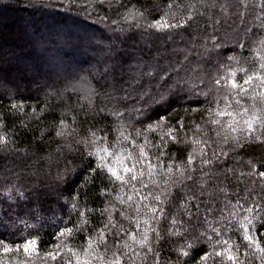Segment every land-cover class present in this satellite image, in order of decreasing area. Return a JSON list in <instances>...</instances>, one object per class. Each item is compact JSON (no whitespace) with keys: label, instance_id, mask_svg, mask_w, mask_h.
Wrapping results in <instances>:
<instances>
[{"label":"trees","instance_id":"1","mask_svg":"<svg viewBox=\"0 0 264 264\" xmlns=\"http://www.w3.org/2000/svg\"><path fill=\"white\" fill-rule=\"evenodd\" d=\"M30 2L33 7L23 8L17 6V0H0V3L8 5V7H0V30L4 31V34L0 31V77L8 82V87L18 86L15 99L23 100L26 105L23 113L7 117L6 123L8 128L12 129L11 134L16 140V151L0 159V185L18 183L29 190L39 187L46 194L41 198L43 208L37 213L38 218L30 219L24 216L28 224L33 226L27 231L40 238L39 255L32 257L34 264H45L44 253L52 250V246L57 243L58 230L70 219L73 223L81 222L83 218L79 217L77 212L85 208L95 211L88 213L87 229L71 242L73 247H80L84 242L85 234L108 223L107 214H102V210L111 203L116 204V211L112 212V215L118 226L135 230L138 236L143 232L146 213L144 205L154 202L152 197L147 201H139L141 210L137 215L134 205L130 207L127 202L121 205L116 200L117 194H120L127 201L130 188L121 189L120 182L117 181L111 185L114 191L102 193V189L107 186L106 180L97 177L92 182L85 183V177L90 175L88 168L95 166V160L86 155L83 145L73 141L78 140L79 135H85V129L94 121L90 115L86 117L84 111H79L80 104L84 102L78 101L77 97L83 93H74L70 87L67 91H63L65 83L78 75L95 73L97 79L104 83L101 74L105 65L123 74L126 79L129 66H134L139 61L152 64L159 62L161 68L171 66L169 71L171 80L167 76L162 79L157 76L142 81L146 90H151L155 102L147 99L145 102H140V98L135 93L125 101V106L129 110L133 108L143 110L142 115L131 113L136 120L143 121V123H135L134 120L136 128H143L148 123L164 118L161 129L147 134L149 141L159 145L158 148L148 147V151L152 154L151 162L156 163L155 156L159 152L165 153L161 157L165 163L157 169L161 175L153 179L161 181L168 178L163 175L168 160L180 164L187 161L189 153L195 156L190 166L195 169L194 173H190L193 175V180L176 186L160 184V188L168 187L170 193L169 200L162 205L166 216L161 218L160 212L155 213L156 219L152 220L150 226L159 227L161 236L164 237L158 246L162 264H195V260L199 259L200 249L210 251L209 245L214 244L216 239L229 240L232 244L239 243L241 260H247L249 264H260L252 255L254 249L247 256L243 255L244 245L247 242L242 240V231L239 235L233 234L236 221L229 217L228 213L232 210L231 204H235L237 199L241 200L243 207L253 206V201L264 203L261 198V194L264 193L262 178L249 175L252 169L248 164L250 159L253 163L264 160V145L251 143L241 151L235 146L231 136L228 143H223V135L216 136V131H220L219 126L205 124L201 119L205 115L203 110L207 107L206 99L211 100L216 95L215 91L213 90L212 94L205 98L196 91L189 90V85H181L171 90L169 85L177 79V72L183 77L184 69L199 62L204 72L208 74L206 78L203 73L199 74L201 78H205V84L208 85V87L201 86L199 91H208L211 87V79L216 77L217 62L229 64L226 60L228 56H235L240 60L241 65H244V58L257 59L254 56V52L258 50L256 42L264 37V7L261 5V0H172L171 9L167 7L169 0H104L103 4L98 2L86 11L68 6L67 0H44L45 4L50 5L48 7L41 6L40 0H30ZM132 6L146 8L149 22L165 11L176 13V19L182 16L186 19V14L192 13L194 19L191 21V27L163 32L146 27L136 28L122 19L125 9ZM29 18L32 20L29 21ZM25 22L29 23L25 24ZM141 23L143 24L144 21ZM245 29L252 31L248 34L247 47L240 48L237 41L245 38ZM212 35H215L222 45L220 48L212 47L213 41L210 39ZM249 49L252 51L250 52ZM205 50L209 53L208 57L204 56ZM185 55L189 57L187 63L183 61ZM209 58L211 64L208 63ZM178 60L183 64V68H177ZM230 66L237 67L235 63H231ZM57 69H59L58 76L54 74ZM97 69L100 71L97 72ZM111 78L109 72L108 81H111ZM192 82L198 83V81L189 83ZM48 86H51V91H59V94L46 95L50 93ZM221 91L223 92L224 89ZM161 94L165 96L164 100L160 99ZM119 95L123 97L124 92H120ZM45 101L49 110L40 113V108L36 105L44 106ZM248 102L251 103L250 100ZM0 103H2L0 112L6 113L9 105L8 94H5ZM28 105L36 107L38 118L32 117V107ZM65 105L72 108V112L68 114L69 120L71 115L79 111L78 124L73 126L78 129L79 135L70 136L67 141L55 137V133L49 127L53 121L59 120ZM193 108H199L201 111L192 113ZM127 115L126 113L125 119ZM181 117L184 118V129L179 135L181 141L187 142L176 143L165 136V142L160 143L162 134L167 133L169 127H177V121ZM20 121H24L27 127L21 128ZM97 121L102 125L109 123L114 125L115 118L109 116L107 120H101L97 117ZM196 124H201L202 130H197ZM45 129L47 131H42ZM126 130L133 132L132 127L126 126ZM194 139L210 142L194 145L192 143ZM138 140L143 142V137ZM66 143L72 144L71 150L64 146ZM58 145H60L59 150ZM201 147L204 148L203 155L200 152ZM193 148H196L195 152ZM41 157L45 159L42 160ZM203 159H208L211 163L202 164ZM228 169L231 171H227ZM58 173L63 175L60 181L56 179ZM173 179L178 177L173 176ZM37 181L39 184L36 183ZM201 181L205 183L201 184ZM144 182L148 184V188L140 189L142 195L146 196L149 191L155 194L159 190L150 182L147 174ZM137 187L139 188V184ZM77 192L80 193L77 198L79 206L73 211L70 198ZM194 192L198 199L188 200L190 210L193 212L189 222V218L183 214L184 210L179 207V202L190 197ZM135 199L138 198L134 197ZM0 200H3V197H0ZM36 203L39 206V202ZM195 205H199L198 213ZM225 205L228 206L226 210ZM0 207L7 209V203ZM206 207L213 209L212 213L207 214V224L205 223ZM121 211L125 212L124 216L119 214ZM245 214L240 213L241 216ZM173 216L178 221L185 220V224L172 225ZM134 217L139 219L138 228L133 220ZM147 218L151 220L152 214L149 213ZM229 222L233 225L231 230L228 229ZM208 224L212 227L219 225L224 229L223 233L217 236L207 227ZM169 228H173L174 231H185L190 236L200 235L205 231L206 235L201 236L196 250L190 257L180 256L178 260L176 247L182 243V240L169 233L167 231ZM19 229H23L22 224L13 225L5 216L4 222L0 223V238L11 243L21 234ZM121 236L128 240L130 245L132 244L123 233ZM108 245L110 251L117 248L123 251L122 244L119 246L114 244L111 232L108 233ZM18 259H25L23 252ZM135 259L136 264H141L139 257ZM0 260L16 264V253L0 252ZM125 260L127 264V257ZM48 264L51 262L49 261ZM147 264H152L151 257Z\"/></svg>","mask_w":264,"mask_h":264},{"label":"snow or ice","instance_id":"2","mask_svg":"<svg viewBox=\"0 0 264 264\" xmlns=\"http://www.w3.org/2000/svg\"><path fill=\"white\" fill-rule=\"evenodd\" d=\"M67 2L68 6H75L77 9L86 11L98 2L103 4L104 0H67ZM40 5L44 7L50 6L45 4L44 0H40ZM261 5L264 7V0H261ZM17 6L30 8L34 5L31 4L30 0L27 3L25 0H17ZM109 6L111 5L109 4ZM0 7H8V5L0 3ZM167 7L168 9L173 7L172 0H169ZM147 11L143 6H132L125 9L122 19L128 22L130 26L136 28L146 27L160 32L191 27V21L194 19V14L192 13L186 14V19L183 16L180 19H176V13L165 11L159 14L158 18L149 22L146 16ZM141 21H144V23L142 24ZM216 23H219V21H216ZM251 31V29H245V38L237 41L240 48L247 47L248 34ZM210 39L213 41V48L222 46L215 35H212ZM256 43L258 50L254 52V56L257 59L248 60L244 58V65H241L240 60L235 56H228L226 60L229 64L217 62L216 77L211 79V87H209L208 91H199L201 86L208 87L205 84V78L208 74L204 72L203 66L199 62L184 69L183 77L177 72V79L169 85V90L181 85H189V90L196 91L197 94L203 95L205 98L211 95L214 90L216 95L211 100L206 99L207 107L204 108L205 115L201 119L204 120L205 124L219 126L220 131H216V136L221 137L223 135V143H228L229 136H231L235 146L241 151L251 143L264 145V54H262L264 52V37H261ZM249 51L251 52L252 50L249 49ZM204 56H209L207 50H205ZM183 61L187 63L189 57L185 55ZM208 63L211 64L210 58ZM231 63H235L237 67H231ZM176 65L177 68H183V64L179 60ZM170 67L161 68L159 62L152 64L139 61L134 66H129L126 73L127 78L125 79L123 74L117 73L105 65L101 74L102 79L105 81L104 83L97 79L95 73L73 76L65 83L63 91H67L70 87L74 93H83L77 97L78 101L84 102L80 104L79 111H84L86 117L90 115L94 123L85 129V135H79L78 129L73 127L78 124L79 111L71 115L69 120L68 114L72 112V108L65 105L64 110L60 113L59 120L53 121L49 127L55 133V137L64 141H67L70 136L79 135V139L73 142L83 145V151L86 155L94 158L95 166L88 168L90 175L85 177V183H90L97 177L106 180L107 186L102 189V193L114 191L111 185L117 181L120 182L121 189L130 188L131 191L127 193V201L120 194H117L116 200L121 205L126 202L130 207L134 205L137 215H139L141 210L140 200L147 201L149 197H152L154 202L144 205V208H146L144 217L145 228L139 236L135 230H127L117 225L112 215V212L116 211V204L111 203L102 210V214H107L108 223L85 234L84 242L80 247H73L71 242L87 229L88 213L95 210L85 208L83 211H78L77 215L83 218L82 221L73 223L70 219L64 227L58 230L56 233L57 243L52 246V250L44 253L45 264H48L49 261L51 264H126V257L127 264H136V257L140 258L141 264H147L149 257L152 258V264H162L158 246L164 237L161 236L159 227L152 228L150 226L152 220L156 219L155 213L160 212L161 218L166 216L165 208L162 205L169 200L170 193L168 187L160 188V184L176 186L193 180V175L190 173H194L195 169L190 166L193 164L195 156L189 153L187 161L180 164L168 160L163 173L168 178L161 181L153 179V177L161 175L157 169L165 163L161 159L165 153L159 152L155 156L156 163L153 164L151 162L150 156L152 154L148 151V147L158 148L159 145L149 141L147 134L161 129V122L164 121V118L148 123L143 128H136L135 123H143V121L136 120L131 113L142 115L143 110L140 108L129 110L125 106V101L132 93H135L140 98V102H145L146 99L155 102L151 90H146L142 81L145 78L152 79L157 76L161 79L167 76L171 80L172 76L169 75ZM99 71L97 69V72ZM109 72H111V81H108ZM200 73H203L205 78H201ZM54 74L58 76L59 69ZM94 80L95 84H93ZM190 81H198V83H189ZM165 83H167V80ZM48 87L50 93H46V95L59 94V91H51V86ZM17 89L18 86L17 88L8 87V82L3 77H0V101L3 100L5 94H8L9 99L7 112H0V159H4L7 154L16 151V140L14 135L11 134L12 129L8 128L6 121L8 116L23 113L26 107L23 100L17 101L15 99ZM222 89H224L223 92L221 91ZM120 92H124L123 97L119 95ZM160 99L164 100L165 96L161 94ZM249 100L251 103L248 102ZM97 101H100V103H97ZM0 106H2V103H0ZM28 106L32 107L31 105ZM36 107L40 108V113L49 110L46 106V101L44 106L36 105ZM36 107H32L33 118H38ZM185 111L187 112L188 110L186 109ZM199 111H201L199 108L191 109L192 113H198ZM126 113L128 114L127 119H125ZM109 116L115 118L114 125L112 123L102 125L97 121V117H100L101 120H107ZM134 120L135 123L133 122ZM183 120L184 118L181 117L177 121V127H169L167 133L162 134L160 137V143L163 144L165 142V136L176 143H186L187 141H181L179 135L184 129ZM20 126L21 128L27 127L24 121H20ZM126 126L132 127L133 132H128ZM202 127L201 124L195 125L197 130H202ZM140 137H143V142L138 140ZM208 142L210 141L192 140L194 145L207 144ZM64 146L71 150L72 144L66 143ZM57 147L59 150L60 145ZM195 151L196 148H193V152ZM200 152L201 155L204 154L203 147H201ZM224 154L227 155V153ZM41 159L45 158L41 157ZM201 163L210 164L211 161L203 159ZM248 164L252 169L249 175H256L262 178L261 184L264 186V170H260L264 169V160L253 163L250 159ZM227 171H231V169ZM146 174L150 182L156 185L159 190L155 194L149 191L145 196L141 194L140 189L148 188V184L144 182ZM173 176L178 177V179H173ZM56 179L57 181L62 180L63 175L58 173ZM36 183L39 184L38 181ZM204 183V181H201V184ZM138 184L139 188L137 187ZM221 191H225V189H221ZM200 194H203L202 190ZM42 196H46V194L39 187L29 190L18 183L0 185V197H3V200H0V205L7 203V209L0 207V223H3L5 216H7L13 225H23V229H19L21 234L15 237L13 242L10 243L0 238V252L4 254L16 253V264H34L32 257L39 255L40 238L27 231L33 226L28 224L24 216H28L30 219L38 218L37 213L43 208ZM79 196L80 193L77 192L70 198L73 211L78 209L79 200L77 198ZM134 197L138 199L134 200ZM173 198L175 197L173 196ZM261 198L264 200V193L261 194ZM189 199L196 200L198 196L194 192L190 197L181 199L179 207L184 210L183 214L189 218L190 222L193 212L188 205ZM36 202H39V206ZM229 204H231V201H229ZM252 204L253 206L243 207L241 200L237 199L235 204H231L232 210L228 215L236 221L233 234L239 235L242 231V240L247 242L244 245L243 255L247 256L254 249L252 255L259 260L260 264H264V203L253 201ZM227 207L225 205V210ZM109 209L112 211H109ZM195 209L198 213L199 205H195ZM212 212V208H205L206 224L207 214ZM241 212L246 214L241 216ZM149 213L152 214L151 220L147 218ZM119 214L124 216L125 212L121 211ZM133 220L138 228L139 219L134 217ZM171 223L174 226L176 224L184 225L185 220L181 219L178 221L173 216ZM207 227L217 236H220L224 231L219 225L212 227L211 224H208ZM228 229H233L231 222L228 224ZM167 231L182 240V243H179L176 247L178 260L180 256L190 257L192 252L196 250L201 236L206 235V231L200 235L191 236L182 230L174 231L173 228H169ZM109 232L113 236L115 245L119 246L122 244L123 251L119 248L112 251L109 250ZM121 233L132 241L131 245L128 240L123 239ZM209 247L210 251L200 249L199 259L195 260V264H209V261H211V264H249L247 260H241L240 258L242 253L239 243L232 244L229 240L216 239L215 243L210 244ZM21 252L25 255L24 260L18 259ZM129 252H131V256H129ZM257 253L260 255L257 256ZM0 264H12V262L0 260Z\"/></svg>","mask_w":264,"mask_h":264},{"label":"rangeland","instance_id":"3","mask_svg":"<svg viewBox=\"0 0 264 264\" xmlns=\"http://www.w3.org/2000/svg\"><path fill=\"white\" fill-rule=\"evenodd\" d=\"M19 14H20V13H19ZM17 16H18V15H17ZM30 20H32V19L29 18V21H30ZM27 23H29V22H25V24H27ZM14 30H15V29H14ZM14 30H12V31L14 32ZM0 31H1L2 34H4V33H3V32H4L3 30H0ZM15 32H16V31H15ZM5 33H6V32H5ZM29 43H30V41H29Z\"/></svg>","mask_w":264,"mask_h":264}]
</instances>
